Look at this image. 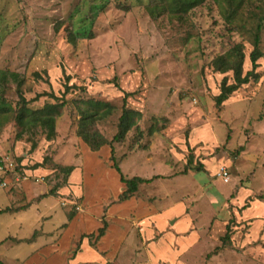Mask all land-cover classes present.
Wrapping results in <instances>:
<instances>
[{
  "label": "rangeland",
  "instance_id": "rangeland-1",
  "mask_svg": "<svg viewBox=\"0 0 264 264\" xmlns=\"http://www.w3.org/2000/svg\"><path fill=\"white\" fill-rule=\"evenodd\" d=\"M3 105L0 264H264V0H0Z\"/></svg>",
  "mask_w": 264,
  "mask_h": 264
},
{
  "label": "trees",
  "instance_id": "trees-1",
  "mask_svg": "<svg viewBox=\"0 0 264 264\" xmlns=\"http://www.w3.org/2000/svg\"><path fill=\"white\" fill-rule=\"evenodd\" d=\"M195 0H191V3H193ZM260 53L254 49L251 53V63H252V71H249L248 73H246L244 76H242V65L239 64L237 67L233 68V76H234V84H230L227 85L225 80L223 79L222 82V87H221V91L220 93L215 97V104L216 105H220L227 97L228 95L232 92V90H234L235 88H237L240 84L248 82L249 78L252 77L251 75L254 74V69H255V63L256 60L260 57ZM22 105H19V108L17 110H15V119L17 121L18 124H20L21 126L30 124L33 121H43L44 123H46L47 125L50 126V129L53 131V117L50 115V113H58V107L61 104H48L45 105L42 109L40 110H32L27 108L25 105H23V101ZM98 104V103H97ZM97 104H93V105H97ZM106 106L108 107V109L110 108L109 104H106ZM10 109L7 108L5 105H3L0 108V112H4L7 113ZM44 111H47L45 116H42V113ZM111 111V110H110ZM109 111V112H110ZM139 111L136 110H129L124 108L122 110L121 116H120V120H121V124L123 126V128L121 129V131L119 133H117L114 138H119L122 137L131 127V125L133 124V121L131 120L133 116H140ZM98 113L97 112H90L88 114L83 115L82 120L84 119H89V118H93V117H98ZM103 115H99V117H102ZM95 135V134H94ZM91 137V138H89ZM88 134L83 132V140L84 142H86L87 144H89V146L92 149L97 150L99 147L103 144H105L103 137L101 136H97L98 138H95L92 134ZM111 155L113 153V150L111 149ZM110 158H112V156H110ZM113 160V158H112ZM112 168L115 169V171L119 174V180L120 182L124 183L125 185V189L120 193L119 195V200L120 201H124L129 199L138 189V186L141 183H149L150 181L154 180L157 176L153 175L150 178H143L140 176H132L131 178H124V176L121 173V170L119 168L118 165H116V163L113 161L112 163ZM105 225H103L101 228H99L98 230V234L97 237L102 236L105 233ZM227 232H228V227H227Z\"/></svg>",
  "mask_w": 264,
  "mask_h": 264
},
{
  "label": "built area",
  "instance_id": "built-area-1",
  "mask_svg": "<svg viewBox=\"0 0 264 264\" xmlns=\"http://www.w3.org/2000/svg\"><path fill=\"white\" fill-rule=\"evenodd\" d=\"M0 166H1V164H0ZM220 174L223 175V176H227V172L226 171H221ZM226 179H227V177H225V180Z\"/></svg>",
  "mask_w": 264,
  "mask_h": 264
},
{
  "label": "crops",
  "instance_id": "crops-1",
  "mask_svg": "<svg viewBox=\"0 0 264 264\" xmlns=\"http://www.w3.org/2000/svg\"><path fill=\"white\" fill-rule=\"evenodd\" d=\"M257 217L259 218V215L255 216V218H257ZM262 217L264 218V212H263ZM115 236H116V235H114V238H115ZM112 241H113V240H112ZM115 241H116V239H114V242H115Z\"/></svg>",
  "mask_w": 264,
  "mask_h": 264
}]
</instances>
